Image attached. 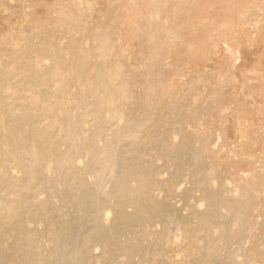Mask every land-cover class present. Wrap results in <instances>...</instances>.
Wrapping results in <instances>:
<instances>
[{"label":"bare ground","instance_id":"1","mask_svg":"<svg viewBox=\"0 0 264 264\" xmlns=\"http://www.w3.org/2000/svg\"><path fill=\"white\" fill-rule=\"evenodd\" d=\"M12 1L21 4L23 19L0 35V264H253L257 248L246 247L250 251L241 261L223 252L232 242L238 251L248 235L255 247L261 244L258 254L264 259L261 236L252 233L255 178L243 173L237 182L242 194L228 195L225 176L232 173V160L211 155L215 151L207 133L185 127L210 111L224 113V80L199 93L201 75L190 74L183 85L164 79L171 69L164 50L179 37L186 61L200 62L206 57L205 42V47L220 44V37L234 28L229 30L224 20L215 29L217 36L204 30L183 39L195 28L183 22L170 30L162 14L177 11V20L190 18L196 9L208 14L214 0L190 5L187 0H118L129 6L121 18L107 29L108 15L98 13L96 30L91 21L97 0H57L47 7L46 24L33 20L37 30L29 29L34 22H28L24 5L40 0H0V12L10 10ZM105 1L114 7L113 0ZM222 1L224 12L241 20L247 17L245 3L264 10L260 0ZM139 4L149 10L142 17L147 26L138 23ZM247 24L248 29L260 25L258 19ZM115 37L122 42L115 43ZM139 37L145 38L147 51L135 63L127 47ZM85 39L94 46L86 48ZM235 127L241 136L248 131L239 123ZM169 128L173 133L167 137ZM248 146L245 140L232 149L235 154L229 151L243 159ZM161 155L172 157L174 177L156 171ZM185 173L191 174L193 188L183 187ZM175 195H181L176 197L182 205L173 201ZM167 251L174 254L165 257Z\"/></svg>","mask_w":264,"mask_h":264},{"label":"rangeland","instance_id":"2","mask_svg":"<svg viewBox=\"0 0 264 264\" xmlns=\"http://www.w3.org/2000/svg\"><path fill=\"white\" fill-rule=\"evenodd\" d=\"M9 1H11V0H9ZM56 1L57 0H40L39 3L37 2L36 4H32L30 1H26L24 7L27 10V12L29 13V16L27 18L28 22L30 21L31 23H33L34 21H37L38 23L46 24L50 18L47 7L51 4H54ZM104 1L103 0H101V1L97 0L95 3V7L97 10L95 9L94 16L92 17L93 18L92 20L94 22L91 21L93 23L92 24L93 29H94V27L97 26L96 24H98V19L100 18L99 16L105 17L103 15H108V18H106L108 20L105 24V28L110 29L112 27L113 23L121 18V15H119V13L122 14V12L125 10L126 7H124V6L129 7L128 5H124V4H123L124 6H122V4H121L122 2H120L118 0H113L115 3L112 2V6L114 5V7H110V5L107 4L108 2L105 1V3H104ZM221 1L222 0H220V1L214 0V4H216V6L213 5L212 9L209 11L208 14H205L203 12L200 13L201 10L198 11V9H196V11H193V14H191L190 18L183 17L184 19H182V20L181 19L177 20L178 14H180V13H177V11L167 10L166 12H164L165 14L164 13L162 14V16H161L162 20L166 23L167 27L170 30H178L180 28V25L183 22L185 24L191 25L195 28L196 32L194 31L195 33L193 32L194 34L192 33V35L190 34L191 32H188V31L184 32L183 33V39H184V37H185V39H187L188 37L193 38L195 35L198 36V34L200 35V32L202 35L204 30H205V33L208 34V36L212 35V37H214L213 34L214 35L217 34V32H216L217 27H218L217 25H220V24L222 25V22L224 23V20L226 22L228 21V23L230 22L229 23L230 24L229 30L234 28V29L230 30L231 32L227 30L228 32L225 36L226 38H224V35L222 36V38L220 37V39H221L220 41L222 42L220 44L219 43L213 44V45L210 44L209 46L205 47L207 45V43L205 42L206 45L204 46L203 49H206L205 53H204L206 55V57L203 59V61H200V62L199 61L196 62L195 60L186 61L187 56L184 53L185 50H184L183 45H182V43H184V42H182V38L179 37L177 40L178 42L177 43L175 42V43H173V45H171L172 48L168 47L164 50V60L171 65V69L169 71L165 72L164 79H165V82L168 84L169 83H178V84L183 85L182 83H184V84L186 83L190 74L201 75L202 79L204 80L203 81L204 85L202 84V86L197 90L199 93H208L209 90L214 85H216V83L222 82L224 80L223 85L224 84L225 85L224 86L222 85V90H223L222 93L224 95L222 98H224V99H222L221 105H220V108L222 111H224V113L219 115L215 111L214 112L210 111V113L208 112L206 114V116L204 115L203 118H200L198 120H190L189 121L190 123L188 122L189 124H186L185 127L188 128V132H190L189 129L193 131L194 128L195 129L198 128V130H201V131L203 130L204 132H206L207 136L209 137V138L207 137L208 141H206V142L209 146H212L211 148H213L212 149L213 152L215 151L214 153H211V155L214 154L213 156H218V157L221 156L220 158L223 160H225L224 158H227L230 161L232 160L231 161L233 163L232 173H228L225 176L227 183L231 185V186L228 185L229 186L228 189L226 188L227 187L226 186L225 187L226 190H224V191H226V193L228 192V195L233 194L234 196H239L242 194V188L240 186H238L237 182H238L239 176L243 175V173L246 176L248 174L249 179L255 178L258 190H256L257 192L255 193L256 203L254 206L253 216H254V219L257 221V223H256V226L253 227L252 233H253V235L255 234L258 237L261 236V237H259V238L257 237V238H258V240L261 241V242L259 241L260 243L263 242V244H264V237H263L264 232L262 233L263 235L262 234L260 235L261 231L264 230L262 228V227H264L263 226L264 225V223H263L264 222V214L262 213V211L264 209V12H263L264 10H262V12H261V10H259L260 7H257V9L259 11H257V10L254 11L252 9V6L254 5L253 3H250V2L245 3L244 4V12H246L247 17L244 16V18L241 20L240 18L237 19L239 17V15H237V14H235L236 15L235 16L232 13L224 12L225 11L224 10L225 3L223 1L222 2ZM190 2H193V0H191V1L187 0L186 3H188V5H190ZM260 2L263 5V6H261L262 9H264V0H260ZM104 6L110 7L111 9L109 10V8H108L106 10L107 7L105 8ZM2 7L3 6H1V8ZM139 7H142L143 9H141V8H140V10L138 9L140 11L141 16L138 18V20H140V21H138V20L137 21H138V23L140 22L141 26H147L148 24L144 21L143 15L144 16L148 15L149 10L146 9L147 7L146 6L144 7L143 5L137 6L136 10ZM10 8H11L10 10H5V11L0 12V35L1 36H5L6 34H8L9 31L13 27L17 26L18 23L23 19L21 4H19L18 2L12 1V2H10ZM105 10L107 12L108 11H110V12L107 13ZM147 10H148V12H147ZM251 10H253L254 12ZM102 12L106 13V14H103ZM98 13L101 15H99ZM224 14H226V15H224ZM231 14H232V16H231ZM252 14L255 16H253ZM97 15H99L98 16L99 18L97 17ZM217 15H219V16H217ZM95 16H96V18H94ZM204 17H206V19ZM207 17L209 18L208 20H207ZM220 17H222V18H220ZM252 17H253L254 21L258 19V24H260L262 27L259 25L256 28L248 29L247 23L250 24L253 21ZM245 18H248L249 20L248 19L245 20ZM220 19L221 20L223 19V20L221 21ZM204 20H207V21L204 22ZM211 20H213L212 24L208 25L209 23H211ZM214 20H216V21L214 22ZM239 20H241V22ZM95 21H97L96 24H94ZM208 21H210V22L208 23ZM231 21L233 23H235L234 27L232 26L233 23ZM231 23H232V25H231ZM38 26L39 25L36 22H34L31 26L29 24V29L37 30ZM207 27H209L208 31L206 29ZM242 27H244L245 31L249 30L248 32L249 33L251 32V33L247 34L243 30ZM96 29H97V27L95 28V30ZM118 29L121 30V28H118ZM254 29H255V31H254ZM210 31H211V33H210ZM116 32H119V30L118 31L116 30ZM252 32H254V33H252ZM187 33H189L190 36H188ZM230 37H232V38H230ZM141 38H143V39H141ZM141 38L140 37L135 38L132 42H130L128 44V47H127V48H129L127 50V53L131 52L133 54V55L131 54V57H132V61L135 63H138V61L140 63L142 60L141 55L143 54V51L144 52L147 51L146 50L147 49L146 48V45H147L146 40L144 37H141ZM248 38H250V39H248ZM224 39L226 40V42L224 41ZM87 40L86 41L88 43L86 41L85 42L83 41V43H85V47L87 46L86 48L90 49L92 46H94L93 41L91 39H87ZM117 41H119V43L122 42V40L119 39L118 37L115 39V43H117ZM179 42L181 45L179 44ZM64 45H65V43H64ZM179 47H181V48H179ZM66 50H65V52L67 55V54H69V51L68 50L66 51ZM231 50H233L234 52ZM229 52H230V54H229ZM229 55H231V56L234 55V56L231 57ZM67 56L69 57V55H67ZM130 61H131V59H130ZM177 61H180V63L183 61L182 63L184 65L183 66H177V63H176ZM133 82L135 84V87L139 88L140 83H141L140 79L136 77L133 80ZM71 90H73V86H71ZM135 103L137 104V100ZM136 112L137 113L140 112V108L138 107V104L136 107ZM238 123L242 127H245L248 129V131L243 133V134H245V136L243 134H242L243 136H241V134L235 130L236 129L235 126ZM185 131L187 132L186 129H185ZM171 133H173V129H171V128H169L165 132L167 137L169 135H171ZM181 133L177 134L178 140H180L181 136L183 135V132H181ZM242 137H243V140H242ZM244 137H245V139H244ZM245 140H246V143L250 142L252 145V146H248L249 149L246 148V150L244 152L245 154L243 153L244 155H241V156H244L245 158L242 159V157L240 158L238 156L237 157L239 158V160L237 157L233 158V156H236V155H233L235 153H233L234 150L232 151V149L240 143H245ZM123 144H125V143H123ZM215 147H217L218 149L217 148L214 149ZM62 148L65 149L66 146L63 145ZM222 148H223V150H222ZM219 149H221L220 150L221 152H217V150L219 151ZM229 150H231V152L233 154L230 153ZM216 152L218 155H216ZM221 154H223V156ZM146 156L147 155H145L144 158L145 159L147 158V160L149 157L150 158L152 157L150 154H148V157H146ZM163 156H165V155H161V156L157 157V160L155 162L156 171L158 172L160 170V172H163L162 173L163 176L166 175V177L167 176L174 177L173 176L175 174L174 170H176V169L174 166H172V164H174L172 157L169 158L166 156L167 157V159H166V157H163ZM213 156H211L209 159L211 160V158ZM168 158L170 160H168ZM171 159H172V161H171ZM165 160H166L167 164H166V162H164ZM169 161H170V163H169ZM253 161H255V162H253ZM168 164H169V167L167 166ZM165 168H167V169H165ZM172 168H174V169H172ZM250 175H251V177H250ZM181 179L183 182L182 185L185 184V185H183L184 188H186L185 187L186 185L187 186L190 185L189 186L190 188H193L192 186H195V184H193V182H192L193 180H191L192 177H191L190 173H188V174L185 173V174L181 175ZM187 179L189 180V183L187 182L188 181ZM184 180L186 183L184 182ZM230 187H231V189H230ZM195 193H197V195L195 194L197 196V198H196V201H197V199H199L198 195H200V194L198 193V191H196ZM176 196L177 197L180 196V198H181V195H179V196L175 195V197ZM196 196H194V197H196ZM175 197H173V198H175ZM177 197L175 199H173V201L176 204L179 203L182 205V203H180L181 199L179 200V198H177ZM194 197H192V198H194ZM192 198H190L191 201L192 200L195 201V198L194 199H192ZM202 202L203 201H201V203ZM181 205H179V206H181ZM203 207H205V205ZM184 209L185 208H183V209L181 208V211L186 213L187 210L185 209V211H184ZM231 219H233V218L232 217L229 218V220H230V221L228 220L229 223H231L233 221ZM260 225L262 226L261 228L259 227ZM260 229H261V231H260ZM252 233H251V235H252ZM251 238H252V236H249V235L247 237H244L243 242L241 243V248H239V249H242V251H244V252H241V250H239V249L237 251V245L235 244V246H236L235 247L233 242L231 243L232 246H230V243H227V244H229V245L226 244V246H228L229 251L227 250V247L225 246L223 252L227 251L228 253H232V254H234V257L238 256L237 259L241 261L243 259L242 254L245 253V250L250 251L253 249L255 251V249L257 248L255 251L256 253L252 251V253H253V257H252L253 262L252 263L253 264H264V259L260 258L261 257L260 253L258 254V252H260L259 249H260L261 244H259L260 246L258 249V247H257L258 245L255 247V245H253ZM262 238H263V240H262ZM251 245H253V246H251ZM242 246L244 248H242ZM246 247H248L250 250L246 249ZM257 250H259V251H257ZM96 251H98V249H96ZM227 252H225V253L227 254ZM225 253H223L222 255H224ZM173 254L174 253L172 251H167L166 253H164L165 257H170ZM256 254H258L259 257H258V255L256 256ZM254 256H255V258H254ZM239 258H241V259H239Z\"/></svg>","mask_w":264,"mask_h":264}]
</instances>
